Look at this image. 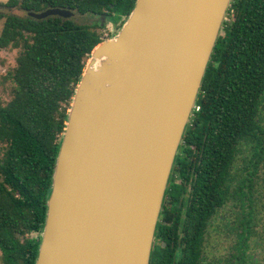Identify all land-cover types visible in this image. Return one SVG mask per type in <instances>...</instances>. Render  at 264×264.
I'll list each match as a JSON object with an SVG mask.
<instances>
[{"label": "trees", "instance_id": "obj_1", "mask_svg": "<svg viewBox=\"0 0 264 264\" xmlns=\"http://www.w3.org/2000/svg\"><path fill=\"white\" fill-rule=\"evenodd\" d=\"M135 0H6L0 50L15 49L0 102V257L34 264L46 200L75 87L102 41L72 19L27 16L48 8L108 17L121 26ZM176 154L156 226L150 264H211L204 244L230 203L239 210L237 256L249 264L256 176L264 165V0H232ZM251 225V226H250ZM218 227V226H217ZM220 263V262H218Z\"/></svg>", "mask_w": 264, "mask_h": 264}, {"label": "water", "instance_id": "obj_2", "mask_svg": "<svg viewBox=\"0 0 264 264\" xmlns=\"http://www.w3.org/2000/svg\"><path fill=\"white\" fill-rule=\"evenodd\" d=\"M231 1L135 0L92 49L67 110L34 264H150L174 160Z\"/></svg>", "mask_w": 264, "mask_h": 264}, {"label": "rangeland", "instance_id": "obj_3", "mask_svg": "<svg viewBox=\"0 0 264 264\" xmlns=\"http://www.w3.org/2000/svg\"><path fill=\"white\" fill-rule=\"evenodd\" d=\"M5 3L6 0H0V12L24 16V12L19 9H7L1 6ZM71 19L80 25H100L94 30L102 37V39L111 38L120 28L119 24H113L108 17L95 16L91 14L80 15L74 11ZM2 24L3 22L0 20V31ZM17 55L18 50L15 49L0 50L1 103H6L10 100L11 83L6 81L4 77L15 67ZM87 61L88 58L85 60V65ZM255 180L256 200L254 202V206L256 209V217L251 222V231L253 235L247 243L248 253L254 257V262L250 261L249 264H264V165L258 170ZM239 210L240 208L238 206L235 208V206L230 203L226 208L218 212L211 228H209L206 238L207 240L204 244V253L205 257L208 259L207 261H211V264H225V260L229 257L233 258V256L238 255L235 250L238 241L235 234L240 232V228H238V219L240 218ZM0 264H2L1 257Z\"/></svg>", "mask_w": 264, "mask_h": 264}, {"label": "built area", "instance_id": "obj_4", "mask_svg": "<svg viewBox=\"0 0 264 264\" xmlns=\"http://www.w3.org/2000/svg\"><path fill=\"white\" fill-rule=\"evenodd\" d=\"M197 109H198L197 107H194L193 111H194V110H197Z\"/></svg>", "mask_w": 264, "mask_h": 264}]
</instances>
